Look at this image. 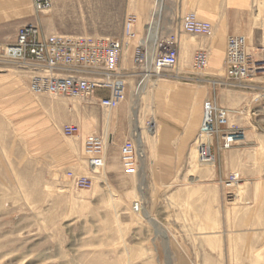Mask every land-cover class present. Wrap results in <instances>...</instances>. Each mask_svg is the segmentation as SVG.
I'll return each instance as SVG.
<instances>
[{"label":"rangeland","instance_id":"1","mask_svg":"<svg viewBox=\"0 0 264 264\" xmlns=\"http://www.w3.org/2000/svg\"><path fill=\"white\" fill-rule=\"evenodd\" d=\"M262 2L252 0L250 6L256 24L264 18ZM142 3L54 0L50 11L39 14L31 0H0V6L10 5L3 9L11 17L16 10L20 16L0 19V45L12 42L16 27L28 20H38L46 34L125 39V20L132 17L136 37L122 58L129 68L155 20L153 0L141 25ZM158 23V41L176 31L163 28L162 18ZM185 34L194 45L215 42L213 35ZM190 56L180 47L179 66L151 71L147 80L146 62L135 64L128 99L111 113L96 99L37 94L30 88V70L0 62V264H264V92L224 83L223 69L197 72L191 64L193 72L209 77L218 106L230 112V123L246 137L222 149L220 134H214L211 161L199 155V130L183 163L174 165L169 151L161 149L171 92L192 83L183 73ZM177 74L186 77L172 82ZM137 123L145 158L138 151L137 171L129 173L120 153L124 139L116 137H134ZM66 124H75L80 138L69 135ZM98 125L104 133L95 130ZM153 125L154 134L148 130ZM90 133L106 138L105 164L98 172L84 152L82 138ZM68 171L89 176L91 184L78 185Z\"/></svg>","mask_w":264,"mask_h":264},{"label":"built area","instance_id":"2","mask_svg":"<svg viewBox=\"0 0 264 264\" xmlns=\"http://www.w3.org/2000/svg\"><path fill=\"white\" fill-rule=\"evenodd\" d=\"M31 1L34 11L39 14L46 13L53 7V0ZM262 3L264 7V0ZM262 21L263 42L253 52L249 50L246 36L227 37L223 61L224 83L239 84L253 90L259 88L264 92V18ZM182 32L211 38L214 35V25L209 20L199 18L196 12L182 16L180 30L169 32L160 41H156L152 72L159 74L163 70H172L179 66ZM124 33L125 39L95 35L46 34L41 26L28 21L16 30L12 42L0 45V62L30 70V88L37 94L96 99L102 109L112 112L128 99L130 74L122 66V58L130 40L136 37L134 18L128 17L125 20ZM140 40L142 42L140 41L134 49L132 60L136 65L144 60L148 67L151 47L143 43L144 39ZM141 47H145L142 52ZM210 49L209 44L204 43L195 51L192 59L195 71L202 72L208 68ZM100 88L108 90L109 95L97 98L95 93ZM222 127L227 129L224 131ZM65 131L72 137L79 138V129L75 124H66ZM201 133L220 134L222 149H230L246 137L240 126L230 123V112L216 105L211 99L203 102L199 135ZM104 136L102 133H90L83 139L84 152L93 172H98L105 164ZM138 151L135 136L125 139L120 147L123 166L129 173L137 171ZM198 152L202 158L212 156L207 155L203 147H199ZM67 175L80 186L87 187L91 184L89 176H77L73 171H68ZM231 177L233 181L237 180L235 175Z\"/></svg>","mask_w":264,"mask_h":264},{"label":"crops","instance_id":"3","mask_svg":"<svg viewBox=\"0 0 264 264\" xmlns=\"http://www.w3.org/2000/svg\"><path fill=\"white\" fill-rule=\"evenodd\" d=\"M8 1L12 2V0ZM152 2L153 0H144V3H142V18L144 19H142V26L145 25V17L149 14L151 10L153 4ZM251 4L252 0H162L161 2H159V0H155V8L154 10H152V15L155 18L154 24L160 22V18L163 19L162 27L166 30L169 28L170 30H180L181 17L189 12H196L199 18L211 21L214 25L213 36H215V42L213 45L210 41H207L211 48L209 71L219 72L223 69L226 41L229 35L246 36L250 45L249 50L251 52H253L255 48L261 45L263 42V21L261 19L258 24H256L254 20H252L250 7ZM200 5H203L204 7L200 8ZM6 6H0L1 20H9L13 19L14 17H11V12L8 13L3 9L6 8ZM16 12L17 16L15 15L14 19L20 18L18 10H16ZM33 13H35L34 9ZM28 21L19 24L16 27V30L21 25L28 23ZM29 22L36 23L41 26L38 20H33ZM15 33L16 32L12 34V36L14 35V38ZM48 34L59 33L48 32ZM180 36L182 42L181 48L185 46L187 51H190L191 53V56L188 58L186 64L187 67L183 70V73H188V75H191L192 83H183L181 85H177V89L171 92V116L170 118H167L168 120H163L165 128L164 132L166 134H164L162 138L161 149L163 151H169V154L167 155H170L172 158H174V165L183 163L184 158L188 156V152L194 141L196 131L199 130L202 122L203 102L206 99H211L216 103V105H219L214 91H212L213 88L211 86L209 77L203 74H197L191 69L192 59L195 54V51L202 44L206 43L205 40L203 39L200 41V44L194 45L190 41L184 40V37L187 36L184 32L180 33ZM202 38L205 37L202 36ZM131 58L130 64L132 66L126 68L128 69L127 71L130 73V76H132L133 73L137 72L136 70H134L137 67L135 66V64H133V60ZM183 77L186 76L177 74L175 78H173L176 80H173L172 82H180L178 80H180L181 78L183 79ZM145 80H147V78ZM138 90L139 92L144 93L146 91L145 83L142 84V86H140ZM222 92H225V90L223 89ZM108 95L109 91L101 88L97 89L95 93V96L97 98L105 97ZM113 121V124L117 125L118 120L114 119ZM168 124L172 125L170 129L167 127ZM152 127H155V133H157V126L153 125ZM95 130L97 132L104 133V129L100 128L99 125L96 126ZM167 130L172 131V133L170 135H167ZM108 136L110 138V141H113V133L110 132ZM83 139L84 137L82 138V140ZM116 139L125 140L127 138L121 134L120 137H116ZM218 139L216 138L217 141ZM195 144L196 141L193 147H195ZM199 144L200 136L197 138V147H199ZM176 171H178V169Z\"/></svg>","mask_w":264,"mask_h":264},{"label":"bare ground","instance_id":"4","mask_svg":"<svg viewBox=\"0 0 264 264\" xmlns=\"http://www.w3.org/2000/svg\"><path fill=\"white\" fill-rule=\"evenodd\" d=\"M161 1L159 0V2H161ZM155 28H156V25L153 22V24H151L149 26V28H148V36L146 38H144V40H143V43L144 44H146L147 46H150L151 47V48L149 47L150 48V57L148 58V70H147L148 73L145 75V79L150 76L151 65H152V61H153V57H154V47L156 45V41L158 40V36H159V34L155 30ZM140 41L142 42V40H140ZM108 113H111V112H108ZM136 130L137 131H135V136H137V138H136L137 140L136 141H137V144H138V150L140 151L139 152V155H140L141 159H144L145 158V156H144V150H143V147H142L143 146L142 145V140L140 138V136L143 137V135H140L141 132H143V130H142V126H140V124H138V123L136 125ZM149 132H151L152 134H154L155 133V127L149 128ZM213 139H214L213 138V135H211V134L201 133V135H200V144H199V147H203V150L207 153V155L208 154H211L212 155L210 157L209 161H211L212 159H214V155H213L212 149H211V145L213 143V141H212ZM143 163H144V160H143ZM155 226L157 227L158 233H161L162 229H160L159 226H157V224H155Z\"/></svg>","mask_w":264,"mask_h":264}]
</instances>
